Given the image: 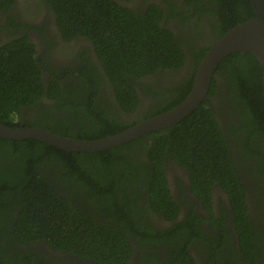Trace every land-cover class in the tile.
Returning a JSON list of instances; mask_svg holds the SVG:
<instances>
[{
	"label": "flooded vegetation",
	"instance_id": "obj_1",
	"mask_svg": "<svg viewBox=\"0 0 264 264\" xmlns=\"http://www.w3.org/2000/svg\"><path fill=\"white\" fill-rule=\"evenodd\" d=\"M113 1L138 16L162 13L160 27L165 31L164 37L178 44L186 56L180 67L126 75L137 97L133 111L125 110L114 92L92 36L65 37L58 14L49 0H0V48L16 40L28 39L35 45V58L42 67L45 87L49 90L50 77L58 88L49 90L52 94L46 92L31 108L22 111L31 126L44 128L52 127L53 123H64L76 128L80 139L94 140L112 135L108 130L105 131L107 134L102 133L109 127L108 120L111 126L115 124L121 130V122L134 123L132 127L173 109L177 105L149 116L171 106L188 89L190 93L198 68L196 54L205 51L204 55L218 40L219 30L226 26L220 24L222 19L216 11H207L219 8L213 0H201L200 4L195 0ZM83 68H86L85 73ZM213 81L210 90L212 85L215 86V93L211 94L209 90L203 103L211 107L226 140L228 157L219 164L221 170L226 168V175L222 177L216 171L205 173L203 169L190 170L169 155L164 164L165 179L176 208L168 212V216L154 209L153 188L150 191L152 178L143 169L126 178L114 168L103 171L100 183L92 184L88 180L84 185L75 180H64L58 173L52 175V182L74 194L75 209L87 213L102 225L126 231V234L130 232L123 235L129 259L111 264H190L189 259L195 264H264V122L253 133L250 125L243 121L244 109H249L238 107L239 98L234 100L229 90L236 84L228 82L221 73L215 75ZM92 92L96 93L94 110L88 106ZM79 102L82 106L77 104ZM59 103L70 106L57 109ZM79 122H84L81 129L74 126ZM87 135L95 138L89 139ZM154 137L147 134L137 139L140 141V167L145 168L151 163L146 148L167 141L157 142ZM166 143L171 144L170 141ZM207 174L214 179L208 182L206 177L196 178ZM220 179L228 182L236 179L242 184L241 209L247 219L245 228L238 222V210L235 211L234 200L229 195L228 183ZM106 184L115 185L120 198L108 191L106 194ZM155 196L165 201L164 197ZM129 200H134L135 205L126 207L124 201ZM124 215L126 223L121 225L119 218L123 220ZM4 225L5 233H10V226L1 222L0 230L4 233ZM251 242L256 247L251 248ZM17 244L24 255L31 249L41 258L49 254L47 258L52 264H110L69 252L57 253L42 242ZM8 260L5 256L6 264H14Z\"/></svg>",
	"mask_w": 264,
	"mask_h": 264
},
{
	"label": "trees",
	"instance_id": "obj_2",
	"mask_svg": "<svg viewBox=\"0 0 264 264\" xmlns=\"http://www.w3.org/2000/svg\"><path fill=\"white\" fill-rule=\"evenodd\" d=\"M49 1L58 14L65 37L75 34L92 36L107 76L114 85V92H117L125 110L133 111L137 105L134 87L129 84L126 75H144L158 68L180 67L186 57L178 44L164 37L165 31L160 27L164 17L162 13L138 16L113 0ZM195 1L201 3V0ZM213 1L219 8L207 11H216L222 19L220 24L226 25L219 30V38L230 28L254 16L249 0ZM180 11L185 14L183 10ZM204 52L196 54V68L205 56L206 53L202 55ZM35 53V45L28 39L16 40L0 48V121L6 125L31 126L24 119L22 111L31 108L46 92L52 94V91L58 90L55 80L50 77L51 92L45 87L42 67L35 58ZM83 71L85 73L86 68ZM94 72L98 74L96 70ZM220 73L228 82L236 84V87L229 90L232 91L234 100L239 98L238 107L249 109H244L246 112L243 114V121L256 133L257 127L264 122L262 66L253 54L235 52L219 64L215 75ZM188 93L189 89L181 98L174 100L171 106L149 116L178 105ZM210 93H215V86L212 85ZM95 97V92L89 96L88 106L92 110L97 105ZM77 104L82 106L81 102ZM68 106L70 105L59 103L57 109L64 110ZM108 121L109 127L102 133L107 134L105 131L108 130V134L112 135L134 124L126 125L127 122H121L120 127L123 126V129L120 130L115 124L111 126V121ZM83 123L79 122V127L74 123V126L81 129ZM217 123L211 107L204 102L179 124L151 133L152 137L155 136V141H167L146 148L151 163L145 168L140 167L138 159L139 140L104 152L87 153L66 152L38 140L14 141L0 138V222L11 228L10 233H5V225L4 233L0 230V264H6L5 256L14 264H52L47 258L49 254L41 258L31 249L32 251L26 250L24 255L22 247L17 244L19 242H42L57 253L69 252L77 257H90L110 264L127 262L130 254L123 235L130 232L126 234V231L102 225L87 213L83 214L75 209L74 194L52 182V175L56 176L54 173H58L64 180H75L77 184L84 185L88 180L92 184L100 183L103 171H112L114 168L126 178L133 177L138 170L143 169L152 178L150 191L153 188L154 209H159L168 216V212L176 208L165 179L164 164L169 155L190 170L203 169L205 173L216 171L222 177L226 175V168L221 170L219 164L222 160H227V145ZM43 127L80 139L76 128L64 123ZM169 141L170 145L166 143ZM202 177H206L208 182L214 179L208 174L196 178ZM222 181L228 183L229 189L225 188L234 200L235 211L238 210V222L245 228L247 219L243 208L241 209L244 188L236 179ZM107 191L119 197L115 185L106 184V194ZM155 195L164 197L165 201ZM124 203L126 207L135 205L134 200ZM125 215L123 220L119 218L121 225L126 223ZM129 228L134 230L131 226ZM247 245L251 247L250 243ZM254 247L256 244L252 243L251 248ZM188 261L195 264L193 260Z\"/></svg>",
	"mask_w": 264,
	"mask_h": 264
},
{
	"label": "water",
	"instance_id": "obj_3",
	"mask_svg": "<svg viewBox=\"0 0 264 264\" xmlns=\"http://www.w3.org/2000/svg\"><path fill=\"white\" fill-rule=\"evenodd\" d=\"M254 16L230 28L216 40L201 60L188 96L173 109L101 139L67 137L39 126H9L0 121V138L14 141L38 140L66 152L97 153L135 141L147 134L179 124L200 107L207 97L217 67L235 52L253 54L263 69L264 93V0H249Z\"/></svg>",
	"mask_w": 264,
	"mask_h": 264
},
{
	"label": "clouds",
	"instance_id": "obj_4",
	"mask_svg": "<svg viewBox=\"0 0 264 264\" xmlns=\"http://www.w3.org/2000/svg\"><path fill=\"white\" fill-rule=\"evenodd\" d=\"M126 130V129H125ZM124 131V130H123ZM122 132V131H121ZM120 133V132H119Z\"/></svg>",
	"mask_w": 264,
	"mask_h": 264
}]
</instances>
